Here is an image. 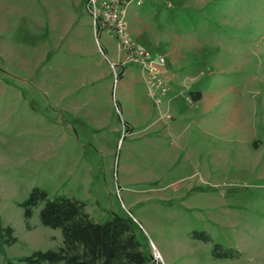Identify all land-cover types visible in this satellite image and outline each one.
Listing matches in <instances>:
<instances>
[{
    "label": "rangeland",
    "instance_id": "1",
    "mask_svg": "<svg viewBox=\"0 0 264 264\" xmlns=\"http://www.w3.org/2000/svg\"><path fill=\"white\" fill-rule=\"evenodd\" d=\"M93 11L0 0V229L17 238L0 264L63 246L42 205L27 226L35 188L97 223L130 217L153 264H264V0H128L114 25Z\"/></svg>",
    "mask_w": 264,
    "mask_h": 264
},
{
    "label": "trees",
    "instance_id": "2",
    "mask_svg": "<svg viewBox=\"0 0 264 264\" xmlns=\"http://www.w3.org/2000/svg\"><path fill=\"white\" fill-rule=\"evenodd\" d=\"M192 95L197 102L202 97L201 92ZM41 205L42 224L62 231L63 246L35 252L24 259L29 264H153L142 249L130 217L114 216L105 223H97L87 212L85 203L65 197L51 199L47 192L35 188L22 204L27 226H30L33 209ZM193 235L198 240L210 241L205 232ZM3 236L7 237L5 245L17 242L12 227L0 229V238ZM212 255L215 259L240 257L239 252L221 245L214 246Z\"/></svg>",
    "mask_w": 264,
    "mask_h": 264
},
{
    "label": "built area",
    "instance_id": "3",
    "mask_svg": "<svg viewBox=\"0 0 264 264\" xmlns=\"http://www.w3.org/2000/svg\"><path fill=\"white\" fill-rule=\"evenodd\" d=\"M127 1L128 0H114L112 4L108 0H90L94 9L93 12L95 21H98L99 24L109 23L114 25L116 22L121 20L122 10ZM121 38L124 45L131 48L130 53L132 60L144 63L153 75L158 74L161 67L165 66L166 60L164 57L159 56L154 59L148 52H137L134 48H132L130 41L126 37L121 36Z\"/></svg>",
    "mask_w": 264,
    "mask_h": 264
},
{
    "label": "crops",
    "instance_id": "4",
    "mask_svg": "<svg viewBox=\"0 0 264 264\" xmlns=\"http://www.w3.org/2000/svg\"><path fill=\"white\" fill-rule=\"evenodd\" d=\"M199 92H201V91H199ZM202 93V92H201ZM201 99H202V97H201ZM201 99L199 100V101H201Z\"/></svg>",
    "mask_w": 264,
    "mask_h": 264
}]
</instances>
